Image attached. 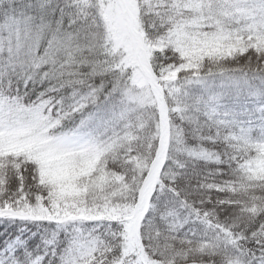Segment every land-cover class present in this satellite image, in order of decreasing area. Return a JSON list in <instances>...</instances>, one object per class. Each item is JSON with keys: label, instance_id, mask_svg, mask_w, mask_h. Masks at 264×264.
<instances>
[{"label": "snow or ice", "instance_id": "1", "mask_svg": "<svg viewBox=\"0 0 264 264\" xmlns=\"http://www.w3.org/2000/svg\"><path fill=\"white\" fill-rule=\"evenodd\" d=\"M0 264H264V0H0Z\"/></svg>", "mask_w": 264, "mask_h": 264}]
</instances>
